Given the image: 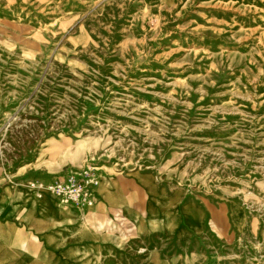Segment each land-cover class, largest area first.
I'll use <instances>...</instances> for the list:
<instances>
[{
	"label": "rangeland",
	"instance_id": "rangeland-1",
	"mask_svg": "<svg viewBox=\"0 0 264 264\" xmlns=\"http://www.w3.org/2000/svg\"><path fill=\"white\" fill-rule=\"evenodd\" d=\"M0 168L105 173L130 229L192 199L264 264V0H0Z\"/></svg>",
	"mask_w": 264,
	"mask_h": 264
},
{
	"label": "crops",
	"instance_id": "crops-1",
	"mask_svg": "<svg viewBox=\"0 0 264 264\" xmlns=\"http://www.w3.org/2000/svg\"><path fill=\"white\" fill-rule=\"evenodd\" d=\"M54 177L0 168V264H263L241 259L242 246L232 243L240 230L214 228L213 210L192 199L162 196V205L176 208L162 207L161 227L150 214L130 229L135 214L120 219L112 211L120 202L113 187L93 188L105 201L84 213L32 186Z\"/></svg>",
	"mask_w": 264,
	"mask_h": 264
},
{
	"label": "built area",
	"instance_id": "built-area-1",
	"mask_svg": "<svg viewBox=\"0 0 264 264\" xmlns=\"http://www.w3.org/2000/svg\"><path fill=\"white\" fill-rule=\"evenodd\" d=\"M96 185L97 177L90 170H86L81 177L69 173L47 185L32 183V186L37 189L39 196L49 192L63 204L79 206H93L95 204L92 190Z\"/></svg>",
	"mask_w": 264,
	"mask_h": 264
},
{
	"label": "bare ground",
	"instance_id": "bare-ground-1",
	"mask_svg": "<svg viewBox=\"0 0 264 264\" xmlns=\"http://www.w3.org/2000/svg\"><path fill=\"white\" fill-rule=\"evenodd\" d=\"M95 175L97 177V185L94 186V189L99 190L103 194L112 189L113 185L110 183L111 181L105 173L98 174L100 181L96 173Z\"/></svg>",
	"mask_w": 264,
	"mask_h": 264
}]
</instances>
